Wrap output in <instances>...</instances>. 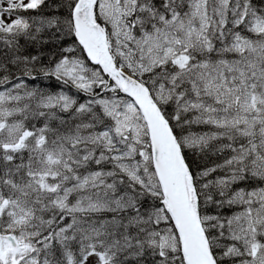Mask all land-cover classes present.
<instances>
[{"label": "snow or ice", "instance_id": "1", "mask_svg": "<svg viewBox=\"0 0 264 264\" xmlns=\"http://www.w3.org/2000/svg\"><path fill=\"white\" fill-rule=\"evenodd\" d=\"M0 264H264V0H0Z\"/></svg>", "mask_w": 264, "mask_h": 264}]
</instances>
